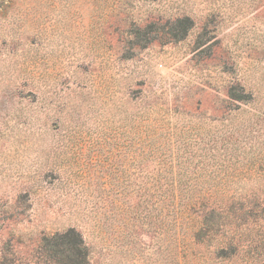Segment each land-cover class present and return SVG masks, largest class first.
<instances>
[{"label":"rangeland","instance_id":"374dc122","mask_svg":"<svg viewBox=\"0 0 264 264\" xmlns=\"http://www.w3.org/2000/svg\"><path fill=\"white\" fill-rule=\"evenodd\" d=\"M262 171L264 0H0V264L70 228L94 264H206L169 182L218 181L259 207L221 264H264Z\"/></svg>","mask_w":264,"mask_h":264},{"label":"trees","instance_id":"16d2710c","mask_svg":"<svg viewBox=\"0 0 264 264\" xmlns=\"http://www.w3.org/2000/svg\"><path fill=\"white\" fill-rule=\"evenodd\" d=\"M261 175H264V171ZM169 186L174 194L177 220L187 222L188 235L177 242L178 247L182 248L180 258H186L183 252L186 242L191 261L221 264L234 257L236 261H241L243 229L237 225V215L242 213L251 218L259 207L215 197L221 186L219 181L169 182ZM261 212L264 214V209ZM54 236L44 238L45 243L41 247L44 261L41 258L38 264H94L84 237L76 229L70 228Z\"/></svg>","mask_w":264,"mask_h":264}]
</instances>
